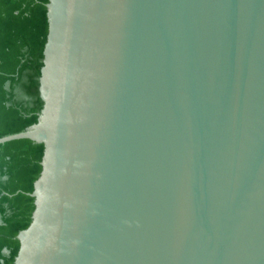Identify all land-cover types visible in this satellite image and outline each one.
<instances>
[{
    "label": "water",
    "instance_id": "water-1",
    "mask_svg": "<svg viewBox=\"0 0 264 264\" xmlns=\"http://www.w3.org/2000/svg\"><path fill=\"white\" fill-rule=\"evenodd\" d=\"M46 6L14 264H264V0Z\"/></svg>",
    "mask_w": 264,
    "mask_h": 264
},
{
    "label": "trees",
    "instance_id": "trees-1",
    "mask_svg": "<svg viewBox=\"0 0 264 264\" xmlns=\"http://www.w3.org/2000/svg\"><path fill=\"white\" fill-rule=\"evenodd\" d=\"M48 2L0 0V137L36 123L43 108L39 78ZM44 149L29 138L0 144V264H14L17 235L32 221L35 199L30 193L42 171Z\"/></svg>",
    "mask_w": 264,
    "mask_h": 264
},
{
    "label": "flooded vegetation",
    "instance_id": "flooded-vegetation-1",
    "mask_svg": "<svg viewBox=\"0 0 264 264\" xmlns=\"http://www.w3.org/2000/svg\"><path fill=\"white\" fill-rule=\"evenodd\" d=\"M19 98H20V99H23L24 97H22V96H19Z\"/></svg>",
    "mask_w": 264,
    "mask_h": 264
}]
</instances>
